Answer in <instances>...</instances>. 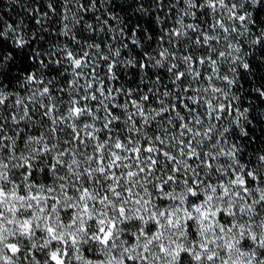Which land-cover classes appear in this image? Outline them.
<instances>
[{"label":"snow or ice","instance_id":"obj_1","mask_svg":"<svg viewBox=\"0 0 264 264\" xmlns=\"http://www.w3.org/2000/svg\"><path fill=\"white\" fill-rule=\"evenodd\" d=\"M0 264H264V0L0 4Z\"/></svg>","mask_w":264,"mask_h":264},{"label":"trees","instance_id":"obj_2","mask_svg":"<svg viewBox=\"0 0 264 264\" xmlns=\"http://www.w3.org/2000/svg\"><path fill=\"white\" fill-rule=\"evenodd\" d=\"M7 3H8V0H0V4H3L4 6H7ZM17 11H20V9L17 8L16 11L11 12L10 14H11L13 17H15Z\"/></svg>","mask_w":264,"mask_h":264}]
</instances>
